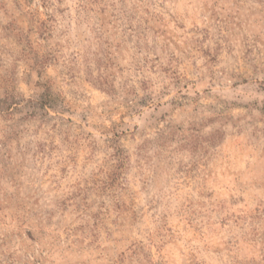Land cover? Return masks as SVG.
I'll use <instances>...</instances> for the list:
<instances>
[{
	"label": "rangeland",
	"instance_id": "obj_1",
	"mask_svg": "<svg viewBox=\"0 0 264 264\" xmlns=\"http://www.w3.org/2000/svg\"><path fill=\"white\" fill-rule=\"evenodd\" d=\"M0 264H264V0H0Z\"/></svg>",
	"mask_w": 264,
	"mask_h": 264
}]
</instances>
